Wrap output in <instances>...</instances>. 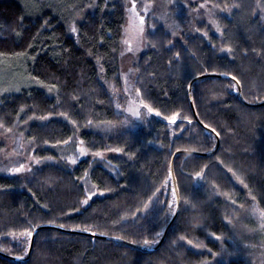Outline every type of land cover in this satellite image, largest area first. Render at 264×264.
<instances>
[{"label":"trees","instance_id":"16d2710c","mask_svg":"<svg viewBox=\"0 0 264 264\" xmlns=\"http://www.w3.org/2000/svg\"><path fill=\"white\" fill-rule=\"evenodd\" d=\"M0 67V264H264V0H0Z\"/></svg>","mask_w":264,"mask_h":264},{"label":"rangeland","instance_id":"374dc122","mask_svg":"<svg viewBox=\"0 0 264 264\" xmlns=\"http://www.w3.org/2000/svg\"><path fill=\"white\" fill-rule=\"evenodd\" d=\"M131 10H132V5L130 6L126 16V23H125L126 26L123 34V40H122V46L120 52L121 76L124 83V91L127 97V104H126L127 114L133 119L139 120L143 116H148L149 113L146 112L148 110L144 107V105L140 101L139 95L134 92L130 81V76L132 72L131 66L136 62L137 56H139L138 54L142 52L145 46V41L143 39L144 38L143 26H145V22L144 20L138 21L137 17H135L134 19ZM157 16L151 14L150 19L148 21L149 22L148 25L153 26L154 22H156V20H158L157 18H159V16L158 17ZM13 74L14 72L7 71L6 69L0 67V75L3 76L4 79V82L2 83L7 82L9 86H14L15 89H17L19 87L17 86V83H20V80H18L16 77L14 78ZM6 75L8 76L9 79H7ZM3 142L6 144V146L10 147V145H12L14 142V138L12 136L9 137L3 135V137H0V143ZM8 154H9L8 155L9 160L12 159L11 162H14L15 159L20 158V156L14 153L13 150H11L10 153ZM29 161L30 160L28 159L27 162Z\"/></svg>","mask_w":264,"mask_h":264},{"label":"water","instance_id":"95a60500","mask_svg":"<svg viewBox=\"0 0 264 264\" xmlns=\"http://www.w3.org/2000/svg\"><path fill=\"white\" fill-rule=\"evenodd\" d=\"M206 77H215L214 75H203V76H200V77H197L195 78L190 86H189V99H190V102H191V108H192V111H193V115L195 117V120L197 121V123L205 128L206 130H208L209 132H212L216 138H217V147L216 149L214 150V152L210 153V154H199L200 156L202 157H211V156H215L217 154V152L219 151L220 149V145H221V140H220V137L216 134V132H214L213 130L209 129L208 127H206L203 123H201V121L199 120L198 116H197V113H196V109L194 107V104H193V100H192V87H193V84L195 82H197L198 80L200 79H203V78H206ZM221 78H228V79H231L233 80L236 85H237V88H238V93H239V98L241 100V102L245 105V106H248V107H251V108H257V107H263L264 106V102L263 103H260V104H249L247 103L244 98H243V92H242V86L241 84L234 78L232 77H222V76H219ZM195 153V152H194ZM196 154V153H195ZM174 163H175V158L173 159V162H172V175H173V179H174V186H175V191H176V195H177V211H176V214L173 218V220L170 222V224L168 225L161 241L159 242V244L154 247V248H139V247H136L137 249H140L141 251H144V252H147V253H154L156 251H158L161 246L164 244L165 240H166V237L168 235V232H169V229L172 227V225L175 223V221L177 220L178 216H179V213H180V209H181V199H180V194H179V189H178V185H177V181L175 179V171H174ZM43 229H46V227H40V228H37L34 233H33V236H32V241H31V247H30V250H29V253H28V257L24 260V262H29L30 259H31V256H32V252H33V248H34V244H35V240H36V237H37V234L43 230ZM71 233H76V232H71Z\"/></svg>","mask_w":264,"mask_h":264},{"label":"bare ground","instance_id":"6f19581e","mask_svg":"<svg viewBox=\"0 0 264 264\" xmlns=\"http://www.w3.org/2000/svg\"><path fill=\"white\" fill-rule=\"evenodd\" d=\"M189 90V89H188ZM188 94H189V91H188ZM191 94H192V92H191ZM190 100V99H189ZM193 100V99H192ZM191 103V102H190ZM193 104H194V102H193ZM195 107V106H194ZM197 113V112H196ZM198 116V115H197ZM200 120V119H199ZM202 123V122H201ZM217 134V133H216ZM218 135V134H217ZM219 136V135H218ZM216 137V136H215ZM217 139V138H216ZM221 140V139H220ZM172 178H173V175H172ZM175 179H176V177H175ZM177 181V180H176ZM173 183H174V179H173Z\"/></svg>","mask_w":264,"mask_h":264}]
</instances>
